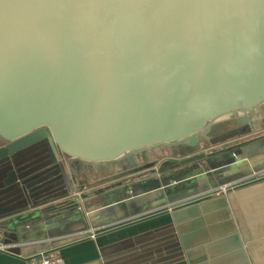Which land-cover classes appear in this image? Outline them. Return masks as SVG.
Instances as JSON below:
<instances>
[{
    "label": "water",
    "instance_id": "water-1",
    "mask_svg": "<svg viewBox=\"0 0 264 264\" xmlns=\"http://www.w3.org/2000/svg\"><path fill=\"white\" fill-rule=\"evenodd\" d=\"M260 130L264 0H0V191L23 196L3 236L93 215L104 227L236 185L264 172V137L205 150ZM28 157L92 189L94 207L43 198Z\"/></svg>",
    "mask_w": 264,
    "mask_h": 264
},
{
    "label": "crops",
    "instance_id": "crops-1",
    "mask_svg": "<svg viewBox=\"0 0 264 264\" xmlns=\"http://www.w3.org/2000/svg\"><path fill=\"white\" fill-rule=\"evenodd\" d=\"M263 137L261 130L239 135L211 145L205 154H229ZM27 161L30 168L39 169L32 175L34 182L48 189L43 198L70 199L68 208L75 211L94 207L92 200H86L92 189L80 192L69 182L66 187L56 180L57 171L47 158L28 157ZM88 177L100 178L95 173ZM246 178L224 193L212 192L217 187H210L104 227H92L104 218L93 215L54 237L29 232L27 226L21 227L18 239L7 230L9 235L3 236L0 230L4 243H0V264H26L28 257L46 249L56 250L59 264H264V172ZM74 192L80 201L74 199ZM22 197L21 192L0 191V221L11 217L7 215Z\"/></svg>",
    "mask_w": 264,
    "mask_h": 264
},
{
    "label": "built area",
    "instance_id": "built-area-1",
    "mask_svg": "<svg viewBox=\"0 0 264 264\" xmlns=\"http://www.w3.org/2000/svg\"><path fill=\"white\" fill-rule=\"evenodd\" d=\"M231 186H233L231 183L220 185L214 190H212V192L224 193L226 189ZM73 197L76 201H80V195L78 192H74ZM169 209L170 207H168L166 211H169ZM90 236H93V233H91ZM60 261H61V258L55 249H46V250L38 252L37 254L33 256L28 257L26 259V264H59Z\"/></svg>",
    "mask_w": 264,
    "mask_h": 264
},
{
    "label": "rangeland",
    "instance_id": "rangeland-1",
    "mask_svg": "<svg viewBox=\"0 0 264 264\" xmlns=\"http://www.w3.org/2000/svg\"><path fill=\"white\" fill-rule=\"evenodd\" d=\"M234 138V137H233ZM222 141H226V140H221L220 142H222ZM219 143V142H218ZM206 151V150H205ZM164 155H167V152H164L163 153Z\"/></svg>",
    "mask_w": 264,
    "mask_h": 264
}]
</instances>
